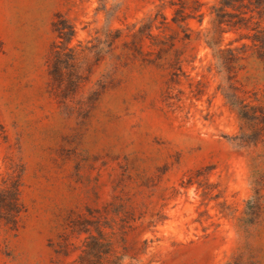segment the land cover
<instances>
[{"label": "rangeland", "instance_id": "1", "mask_svg": "<svg viewBox=\"0 0 264 264\" xmlns=\"http://www.w3.org/2000/svg\"><path fill=\"white\" fill-rule=\"evenodd\" d=\"M200 1L202 19L184 31L169 0H0V188L14 177L22 205L16 228L0 222V264H77L78 251L55 250L68 218L109 202L130 219L123 264H264V158L232 140L240 120L206 42L219 0ZM58 11L75 21L74 43L162 12L169 25L152 31L175 37L185 74L173 75V50L160 59L138 41L143 55L95 64L100 97L78 115L48 86ZM239 33L225 31L222 47L251 43ZM250 60L237 78L262 89Z\"/></svg>", "mask_w": 264, "mask_h": 264}, {"label": "trees", "instance_id": "2", "mask_svg": "<svg viewBox=\"0 0 264 264\" xmlns=\"http://www.w3.org/2000/svg\"><path fill=\"white\" fill-rule=\"evenodd\" d=\"M169 1L174 8L171 20L184 27V31L190 30L189 19L201 20L204 15L200 0ZM159 14L162 20L160 25H156L154 22ZM211 15L206 42L227 73L223 95L240 120V131L232 140L240 148L261 146L259 154L253 157L259 161L264 158V88L247 90L246 84L237 76L243 70L245 80L251 76L248 66H252L250 58H253L261 68L260 80L264 84V0H219L218 5H212ZM52 25L55 37L46 59L48 86L66 109L76 111L78 115L89 111L100 97V87H89L95 64L110 58L114 59L111 67L118 68L124 59L143 55V50L137 46L138 41L148 38L152 50L147 53L157 49L160 59L173 50L176 56L175 64L172 63L175 68L173 75L185 74L180 64L181 53L173 49L175 37L172 36L170 42L165 36L152 31L153 27L164 30L163 26L169 25L162 12L143 24L136 22L126 28H107L102 37L94 36L76 43V23L64 12L55 14ZM229 29L239 31V39L248 38L251 43L231 46V42L222 47V34ZM182 39H190V34L185 33ZM107 74H104L105 78H108ZM101 82L98 80L97 83L101 85ZM86 89L88 93L85 96ZM19 195V184L14 177L0 188V222L12 228L17 227L22 212ZM121 210V204L109 202L102 207L86 206L85 210L72 214L57 242L56 252L68 255L71 251H78L77 264H123L127 258L124 242L130 219L127 214L122 216ZM76 239L79 243L75 242Z\"/></svg>", "mask_w": 264, "mask_h": 264}]
</instances>
